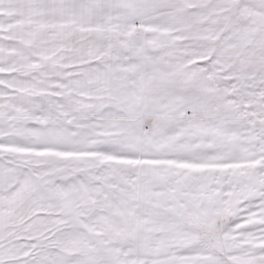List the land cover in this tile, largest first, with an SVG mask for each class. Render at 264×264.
<instances>
[{
	"label": "snow or ice",
	"instance_id": "1",
	"mask_svg": "<svg viewBox=\"0 0 264 264\" xmlns=\"http://www.w3.org/2000/svg\"><path fill=\"white\" fill-rule=\"evenodd\" d=\"M0 264H264V0H0Z\"/></svg>",
	"mask_w": 264,
	"mask_h": 264
}]
</instances>
